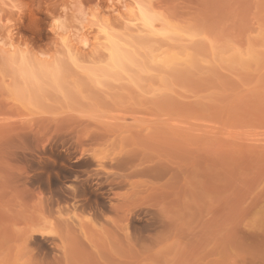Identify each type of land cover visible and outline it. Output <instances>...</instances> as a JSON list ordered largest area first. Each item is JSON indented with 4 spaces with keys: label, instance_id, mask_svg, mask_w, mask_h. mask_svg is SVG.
Here are the masks:
<instances>
[{
    "label": "rangeland",
    "instance_id": "374dc122",
    "mask_svg": "<svg viewBox=\"0 0 264 264\" xmlns=\"http://www.w3.org/2000/svg\"><path fill=\"white\" fill-rule=\"evenodd\" d=\"M0 264H264V0H0Z\"/></svg>",
    "mask_w": 264,
    "mask_h": 264
},
{
    "label": "bare ground",
    "instance_id": "6f19581e",
    "mask_svg": "<svg viewBox=\"0 0 264 264\" xmlns=\"http://www.w3.org/2000/svg\"><path fill=\"white\" fill-rule=\"evenodd\" d=\"M138 10H140L139 12H140V14H141V16H142V19H143V21L145 22L144 24H146V25H151L152 26V20L150 21L149 20V18L147 17V15H146V13L143 11V9L141 10L140 8H138ZM36 16V14L35 13H31L30 14V17H29V19H34V17ZM142 19H141V21H142ZM106 28V27H105ZM158 31V30H157ZM159 31H161V30H159ZM107 32V31H106ZM105 32V33H106ZM160 33V32H159ZM112 38V37H111ZM113 39V38H112ZM110 42H112L111 44H110V46H111V50H110V63H112V64H114L115 66H118V65H120V63H121V59H123L122 57H124L123 56V53L119 50V47L114 43V41L113 40H111ZM116 42V41H115ZM10 44V43H9ZM111 64V65H112ZM89 176V175H88ZM87 176V177H88ZM86 178V177H85ZM85 178H83L82 177V179L81 180H79L78 182H76V184L74 185L75 187L77 186L78 188H80V189H82V192H79V193H83V194H80V195H83L84 196V194L86 193V194H88L89 196H93V197H96V198H98L97 196L99 195V194H101V193H97V188L98 187H95V185H94V187L91 185V183H89L88 182V179H85ZM94 178V177H93ZM93 183H95L94 181H93ZM96 186H98V184L96 185ZM100 187H102V186H100ZM80 189H78V191L80 190ZM100 189V188H99ZM101 190V189H100ZM81 191V190H80ZM84 191V192H83ZM88 195H85V196H88ZM89 196H88V198H89ZM86 198V197H85Z\"/></svg>",
    "mask_w": 264,
    "mask_h": 264
}]
</instances>
